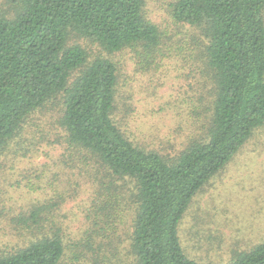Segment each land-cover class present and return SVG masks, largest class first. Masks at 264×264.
<instances>
[{
    "label": "trees",
    "instance_id": "obj_1",
    "mask_svg": "<svg viewBox=\"0 0 264 264\" xmlns=\"http://www.w3.org/2000/svg\"><path fill=\"white\" fill-rule=\"evenodd\" d=\"M144 4L0 0V154L30 115L63 93V162L74 170L64 184L56 173L49 197L21 208L12 231L20 239L0 251V264H126L118 250L128 222L129 264H211L186 252L179 227L194 197L264 125V0L173 2L176 21L207 38L201 59L214 87L205 121L173 145L174 154L131 139L116 121V61L89 62L86 48L70 43L74 34L110 54L131 50L142 67L158 68L169 54ZM82 180L91 189L89 226L72 239L59 208ZM253 247L221 264H264V241Z\"/></svg>",
    "mask_w": 264,
    "mask_h": 264
},
{
    "label": "rangeland",
    "instance_id": "obj_2",
    "mask_svg": "<svg viewBox=\"0 0 264 264\" xmlns=\"http://www.w3.org/2000/svg\"><path fill=\"white\" fill-rule=\"evenodd\" d=\"M174 1L144 0L145 14L163 31L164 49L169 54L160 60L158 68L142 67L131 50L110 54L78 35L70 38L71 44L78 42L86 48L89 62L97 57L116 61V121L131 139L156 145L163 154H174L180 148L173 145H179L194 128L199 129L197 123L201 117L205 121L214 98L213 77L201 59L207 38L199 27L176 21ZM63 97V93L57 95L30 115L0 154V251L12 249L20 239L12 231L18 225L21 208L48 198V185L56 173L63 184L74 177L70 176L74 170L63 162L68 146L60 125ZM170 133L174 136L170 146L158 147ZM82 181L76 188L79 192H72L76 198L59 208L72 239L89 226L86 208L91 189ZM129 225L120 227L124 242L118 250L126 264ZM179 234L190 256L211 264L226 263L235 251L247 252L264 241V125L194 197Z\"/></svg>",
    "mask_w": 264,
    "mask_h": 264
}]
</instances>
